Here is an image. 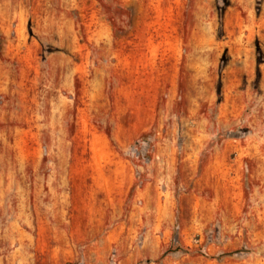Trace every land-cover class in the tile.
Here are the masks:
<instances>
[{"label":"rangeland","instance_id":"rangeland-1","mask_svg":"<svg viewBox=\"0 0 264 264\" xmlns=\"http://www.w3.org/2000/svg\"><path fill=\"white\" fill-rule=\"evenodd\" d=\"M0 264H264V0H0Z\"/></svg>","mask_w":264,"mask_h":264}]
</instances>
